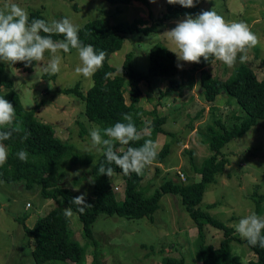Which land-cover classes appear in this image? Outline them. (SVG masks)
I'll list each match as a JSON object with an SVG mask.
<instances>
[{"label":"rangeland","instance_id":"rangeland-1","mask_svg":"<svg viewBox=\"0 0 264 264\" xmlns=\"http://www.w3.org/2000/svg\"><path fill=\"white\" fill-rule=\"evenodd\" d=\"M6 3L19 5L28 15L31 10L40 9L47 23L68 18L79 27L94 17L107 18L110 22L146 18L148 23H153L160 12L166 9L167 0H155L154 3L152 0H132L127 3L108 0H0V10H5ZM74 3L76 6H73ZM196 3L198 9L195 14L190 11L180 18L166 20L155 32L147 35L139 32L127 34L122 47L108 58V62L119 73L125 54L132 51L134 69L147 76L141 82V132L150 130L153 107L158 114L167 116L163 123L166 131L159 132L154 143L157 145L156 150L165 142L170 144V149L163 159L155 158L146 166L142 186L148 194L167 177L186 178V182L200 179L201 173L197 170L211 153L207 142L210 136L208 126L218 128L214 124L216 118H220L226 126H231L242 115H246L235 100H229L225 94H219L214 101L208 102L203 95L199 72L193 75L191 81L188 80L193 63L177 60L182 65L177 78L185 82L175 90H166L168 77L147 73L150 46L159 41L168 48L174 47L165 32L176 27L188 15L195 17L203 11L213 10L226 22L247 25L256 35L258 43L248 49L246 62L259 79L264 77V0H196ZM58 54L62 62L60 71L55 75L45 71L50 60L48 52L31 72L18 68L16 64L5 63V74L13 82V88L19 93L25 109L36 105L37 118L51 124L58 137L73 143L78 151H90L95 157L100 150L92 146L89 133L98 124L87 119L80 97L75 93L63 92L64 88L76 84L81 91H85L92 79L75 73V68L81 63L77 49L70 48L67 53L61 50ZM239 63L238 54L233 67L229 68L223 62L214 60L208 70L212 75L225 79ZM6 90L0 86V92ZM125 98L128 102L127 94ZM4 147L8 154V147ZM221 151L228 157V162L215 174V179L207 183L199 206L233 227L239 240L232 241V251L248 261L255 256L236 231V225L241 218L253 213L264 218V206L260 214L256 213L254 199L250 196L254 190L264 192V119L261 118L243 134L227 141ZM65 158L69 157H62L58 165L59 181L79 195L87 193L86 197H91L89 167ZM111 180L116 198L122 199L124 190L121 176L113 174ZM212 202L215 204L209 207ZM54 205L55 199L42 196L38 184L25 187L22 180L7 181L0 178V264H35L30 253L33 244L26 245L21 220L31 226L39 215ZM63 207L64 210L70 208L66 204ZM91 230L98 242L102 264H161L164 256H182L186 264H202L198 259V229L179 193H164L152 220L147 217L129 219L115 214H99L91 223ZM70 231L72 237L84 247L85 260L82 263L93 264L94 246L82 234L81 221L73 211ZM205 232L207 243L217 245L222 238V231L209 224ZM42 264L76 263L71 260H52Z\"/></svg>","mask_w":264,"mask_h":264},{"label":"trees","instance_id":"trees-1","mask_svg":"<svg viewBox=\"0 0 264 264\" xmlns=\"http://www.w3.org/2000/svg\"><path fill=\"white\" fill-rule=\"evenodd\" d=\"M108 1L127 3L132 0ZM73 6H76V3ZM197 9V3L195 7L191 8L167 3L166 9L160 12L157 21L153 23H148L146 18L110 22L107 18L94 17L78 27L81 43L92 45L97 53L104 51L105 60L103 67L91 77L92 83L87 90L81 91L76 84L74 87L64 88L63 92L75 93L83 100L87 119L98 124L102 135L103 129L106 127L117 122L127 123L123 120L124 113L132 114L133 122L142 134V139L132 141L128 145H121L115 141L114 150L117 154L122 155L128 147H140L148 139L154 142L159 132L166 131L163 123L167 120V116L158 114L153 107L151 110L153 116L149 122L150 130L141 132L143 123V110L139 105L142 96L141 82L147 76L134 69L132 51L125 54L119 73L117 68L108 62L110 54L122 47L127 34L135 32L150 34L157 31L158 26L166 20L180 18L189 14L190 11L195 14ZM28 17L29 23L32 19L46 21L40 9L31 10ZM52 39L59 41L63 39V36L52 34ZM214 60V58H210L208 62L202 57L200 63H193L188 80L191 81L193 75L199 72L203 95L208 102L214 101L219 94H225L229 100L234 99L246 115H242L231 126H226L220 118L214 120V124L218 125V128L213 125L208 126L210 136L207 142L211 153L197 170L201 173L198 180L186 182L184 181L186 178L182 180L181 178L167 177L148 194L142 186L146 167L140 175L135 173L124 175L115 164L110 165L114 170L113 174H119L122 178L124 190L122 199L116 198L111 177L98 174V167L101 164L109 166L103 152L100 150L94 157L90 151H78L73 143L58 137L51 124L37 118L38 107L36 105L25 109L20 101L19 93L13 88V82L5 74V63L0 62V86L7 89L0 92V97H4L13 104L16 115L13 125L9 127L18 129L13 132L9 140L0 141L8 147L7 159L4 164L0 165V178L7 181L22 180L25 187L38 184L41 195L54 198L56 202V205L46 213L39 215L31 226H27L21 220L26 245L33 244L30 253L35 264L47 263L52 260H71L76 264L84 263V247L71 235V217L65 216L63 204L68 205L77 214L81 221L82 234L94 246L92 263L102 264L98 242L91 230V223L97 216L99 214H115L129 219L147 217L152 220L154 212L159 208V199L166 192L179 193L184 206L193 218L200 241L198 259L202 264H264V248L254 247L244 239L245 244L255 256L254 259L244 261L240 255L232 251V241L239 240L234 234L233 227L199 206L207 183L214 180L215 174L220 172L228 162V157L221 151V147L230 139L243 134L261 118L264 119V77L259 79L249 63L244 62L235 66L229 76L222 79L212 75L208 70V66ZM36 63L34 61L31 66H25V63L19 62L16 63V66L26 72H31ZM109 72L112 75L105 79V74ZM178 72L176 55L164 43L154 42L149 48L147 73L168 77L169 84L166 90H175L185 82L177 78ZM125 94H127L128 102ZM81 128L84 129V126ZM169 146L170 144L165 142L159 150H156V158L163 159L169 153ZM20 150L28 153L27 162L21 161L17 157ZM64 156H68L69 158L65 159L69 161L89 167L87 170L91 178L92 196L86 197V203L90 206L86 207L83 214L78 211L77 205H70L71 199L79 194L58 179V165ZM75 181L77 182L78 178ZM250 196L255 202V212L260 214L264 206V192L254 190ZM214 204L215 202H212L208 206ZM207 224L222 231V238L217 245L206 241L205 227ZM262 235H264V230H262ZM161 264H186V260L182 256H164Z\"/></svg>","mask_w":264,"mask_h":264},{"label":"clouds","instance_id":"clouds-1","mask_svg":"<svg viewBox=\"0 0 264 264\" xmlns=\"http://www.w3.org/2000/svg\"><path fill=\"white\" fill-rule=\"evenodd\" d=\"M154 3L155 0H152ZM170 5L179 4L185 8L195 7L196 0H167ZM0 10V61L14 65L19 62L25 66L41 62L45 58V52L50 53V60L45 67L49 75H55L60 71L62 62L58 54L61 50L65 53L70 48L78 51L80 64L75 68L77 75L91 78L103 67L105 52L97 53L92 45H83L78 35L79 28L70 19L64 18L60 21L47 23L43 19H32L29 23L27 12L15 3L5 4ZM44 33L45 35H42ZM52 34L63 36L62 40L54 41ZM168 41L174 45L168 48L176 56L178 61L187 63H200L201 58L209 62L210 58L223 62L229 68L236 63L239 54L240 63L247 61L248 49L258 43V38L247 27L240 22H226L223 17L215 11H203L197 16L188 15L186 19L177 23V26L164 33ZM178 67L182 65L178 64ZM112 74L106 73L105 79ZM15 108L12 103L4 97H0V141L9 140L13 132L18 129L9 127L15 119ZM124 122H117L103 129L96 127L90 130L92 146L103 152L108 167L101 164L98 167L99 175L112 177L115 164L122 170L124 175L135 173L142 174L143 169L150 165L157 156V145L151 140H145L140 147H128L123 154H117L114 150L115 141L121 145H128L132 141L142 139V134L137 130L133 116L129 113L123 114ZM103 137H107L106 139ZM27 139V137H25ZM17 157L27 162L28 153L20 150ZM7 159V152L0 143V165ZM86 195L73 197L70 205L78 206V211L83 214L86 207ZM71 209L65 210V216L71 217ZM264 218L253 213L241 218L236 225V231L242 239H246L252 246L264 248Z\"/></svg>","mask_w":264,"mask_h":264},{"label":"built area","instance_id":"built-area-1","mask_svg":"<svg viewBox=\"0 0 264 264\" xmlns=\"http://www.w3.org/2000/svg\"><path fill=\"white\" fill-rule=\"evenodd\" d=\"M182 175H183V173H182Z\"/></svg>","mask_w":264,"mask_h":264}]
</instances>
